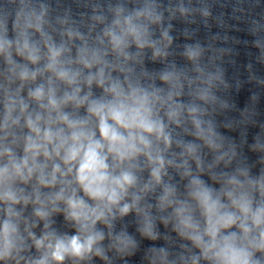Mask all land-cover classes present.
<instances>
[{
    "label": "clouds",
    "instance_id": "clouds-1",
    "mask_svg": "<svg viewBox=\"0 0 264 264\" xmlns=\"http://www.w3.org/2000/svg\"><path fill=\"white\" fill-rule=\"evenodd\" d=\"M190 4L117 0L82 24L0 0V264H127L141 240L163 241L143 264H264V125L254 174L217 130V107L235 106L216 94V56L196 42L168 59L164 12L187 19ZM130 214L141 240L117 227Z\"/></svg>",
    "mask_w": 264,
    "mask_h": 264
}]
</instances>
